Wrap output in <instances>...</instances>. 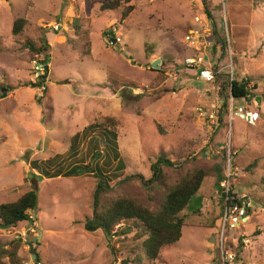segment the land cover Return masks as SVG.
<instances>
[{"label":"rangeland","instance_id":"rangeland-1","mask_svg":"<svg viewBox=\"0 0 264 264\" xmlns=\"http://www.w3.org/2000/svg\"><path fill=\"white\" fill-rule=\"evenodd\" d=\"M110 1L0 0V204L14 202L31 190L38 194L31 220L12 229L0 227V264H11L15 249L20 260L16 264L31 260L121 264L124 258L143 255L146 237L134 241L136 230L130 226L121 235L126 226L120 224L109 240L101 229H87L97 189L92 175L47 178L31 168L33 161L57 155H64L63 163H71L72 137L104 117L118 122L124 173L138 176L111 188L105 200L128 196L156 209L163 191H151L144 183L152 179L151 166L162 155L174 164L161 167L170 176L168 185L196 170L210 174L200 192L202 211L187 213L181 240L164 247L155 262L145 264L219 262L217 181L228 156L240 171L234 186L251 198L253 208L245 229L227 232L225 249L238 247L244 261L264 264V0H205L206 6L202 0H134V11L124 22L121 9H102ZM203 10L211 13L219 33L227 26L232 68L228 52L215 47L201 54L205 66L222 70L215 85L198 78L190 86L182 81L165 83L166 77L160 80L161 74L152 68L157 60L161 68L165 61L171 63L170 70L180 67L185 80L190 78L186 74L192 76L184 67V60L193 55L184 37L194 16ZM21 18L26 27L15 35L13 25ZM56 23L64 29L55 32ZM110 32L120 40L115 46L109 44ZM43 37L50 46V59L48 89L42 94L32 82L35 55L26 43L39 46ZM231 73L237 81L251 78L250 88L257 85L251 101L232 99L234 120L227 119ZM219 107L223 116L216 119V130L205 113ZM240 112H253L254 122L250 116L241 119ZM87 142L80 154H85ZM85 161L91 162L88 157ZM112 168L115 173L116 163ZM244 237L248 246L241 242Z\"/></svg>","mask_w":264,"mask_h":264},{"label":"trees","instance_id":"trees-1","mask_svg":"<svg viewBox=\"0 0 264 264\" xmlns=\"http://www.w3.org/2000/svg\"><path fill=\"white\" fill-rule=\"evenodd\" d=\"M133 1L112 0L106 3L102 9L109 11L121 9L120 21L124 22L134 11ZM202 1L206 6V1ZM206 13L208 15L211 14L208 11ZM26 24L27 21L24 18L17 19L13 25L12 33L15 35L23 33ZM105 34L108 35V33ZM109 35L114 37L112 32ZM217 41L219 42V39ZM39 42L40 45L37 46L35 42L29 41L26 43V47L31 50L33 55H44V62L49 64L50 46L48 45V41L43 37ZM146 50L148 54L151 53V50L147 47ZM170 64L169 61L163 63V67L158 71L161 74L160 80L165 78V72L170 70ZM213 71L216 73L217 67ZM251 83V78L247 77L241 81L234 79L230 84L229 96L233 99L251 101L255 98V91L257 90V85L255 84L253 87H249ZM117 126L118 122L115 118L104 117L101 121L87 126L81 134L78 133L72 137L68 151L73 157L71 163H63L64 155H57L45 161H33L31 168L39 174L42 173L47 178H69L82 174L92 175L97 181V189L95 192L94 214L91 221L87 224V229L89 231L101 229L109 240L115 233L117 226L120 224L126 226L125 231H122L121 235H125V232H128L127 227L130 226V230H136L134 241L137 242L146 237L142 241L143 255L141 256L137 253L134 258H124L120 263L145 264L146 261L155 262L160 257L164 247L174 245L181 240L183 228L187 224L186 214H198L202 211L204 197L200 192L210 174L206 170H196L187 173L176 184L168 185L170 176L161 167L165 166L169 168L173 167L174 164L170 159L162 155L151 166L153 172L152 179L144 183L145 187L150 185L148 188L151 191H163L164 195L156 209H152L138 199L128 196L105 200L104 198L108 197L111 188L129 179L138 177H132L128 172L124 173L126 163L122 159L119 149ZM87 139L86 152L85 154H80L81 146L84 140ZM87 157L91 162L86 163L85 159ZM114 163H116V168L113 171L116 172L112 173L110 170ZM254 166H256L255 163L249 167V171L253 170ZM223 178L224 175L219 173L218 188H220L219 183ZM112 179H114L113 182L111 181ZM37 207L38 194L34 190L23 194L14 202L0 204V227L12 229L20 223L28 222L31 220V213H34ZM222 211L221 209L219 218L223 215ZM15 243L19 244L21 241L16 240ZM230 246L234 247L233 244H230ZM13 252L11 264L19 263L20 260L16 257L17 250L15 249ZM111 252L114 254L115 249L113 248ZM236 252L239 256L241 255V249L238 247L236 248Z\"/></svg>","mask_w":264,"mask_h":264},{"label":"built area","instance_id":"built-area-1","mask_svg":"<svg viewBox=\"0 0 264 264\" xmlns=\"http://www.w3.org/2000/svg\"><path fill=\"white\" fill-rule=\"evenodd\" d=\"M217 25L212 18L211 15H208L204 10L201 14H197L194 16L188 31L184 37V42L186 45L193 51L192 56H188L184 60V67L186 71L191 69L197 70V78L205 82L207 84L215 85L216 79L219 74H221V69L217 70L215 73L213 68L205 66L203 63V58L201 54H206L207 51L211 48L223 49L228 52V55L231 59V68H232V42L230 39L229 32L227 31V26L225 27V32L219 33L217 29ZM53 29L55 31H60L62 28L61 25L55 24L53 25ZM219 39V42L217 41ZM109 44L115 46L120 40L115 37H110ZM210 56V55H209ZM210 60V59H209ZM33 66V75L32 82L39 90L40 93H45L48 89L47 86V78L49 76V64L44 62V59L40 58L39 54L35 55V58L31 61ZM182 69L180 67H175L173 70H168L165 72V82H172L173 84L177 83L181 77ZM234 80L233 74L231 73V77L229 82ZM215 87V86H214ZM219 87H216V90H219ZM231 106H227L228 108V116L227 119L234 120V110L232 107V97H231ZM222 107V106H221ZM216 109V111H212L205 116L206 118L211 120V127H216V119L219 120L223 116V110ZM215 110V109H214ZM215 112L218 114L215 117ZM204 115L203 111H200ZM237 116L241 117L243 120H247V117H252L254 121V117L252 115H247L246 113L240 112ZM251 122V121H250ZM240 176V171L237 168L233 167V163L231 160V156H228L227 167L224 173V178L220 182V188L217 191V196L219 199H224V210L222 215V222L220 226V257L219 262L217 264H251L250 262L244 261L241 256L238 255L236 249L233 250L231 247V251H227L225 249V243L229 232H233L235 230H243L246 228L244 224L248 220L247 214L251 212L253 208L251 198L242 193L240 189L234 186V180ZM228 232V233H227ZM243 237V236H241ZM239 237V238H241ZM237 239V243L239 244L240 239ZM242 244L245 246L249 245L248 238H242ZM230 245V244H229ZM23 264H41L36 263L31 260L30 263L25 262Z\"/></svg>","mask_w":264,"mask_h":264},{"label":"crops","instance_id":"crops-1","mask_svg":"<svg viewBox=\"0 0 264 264\" xmlns=\"http://www.w3.org/2000/svg\"><path fill=\"white\" fill-rule=\"evenodd\" d=\"M212 60H208V63L210 62V63H212L211 62ZM206 64V63H205ZM189 73H191L192 74V76H190V74H186V75H188L190 78H188L187 80H185V77H184V75H182L181 74V77H180V79L178 80V82L180 81H182V83H184V84H187L188 86H190V83L192 84V81L193 80H196L197 79V70L196 69H191V70H189L188 71ZM177 82V83H178ZM165 83H169V82H165ZM176 83V84H177ZM209 85V84H208ZM214 87V86H213ZM213 87H212V89H213ZM222 88H223V90H224V88H225V85L223 84L222 85ZM229 90H230V88H229ZM225 99H226V97H225ZM233 99V98H232ZM223 101H224V99H223ZM207 102H208V105H209V103L211 102V101H208L207 100ZM215 102H216V100H215ZM227 102V100L224 102V104ZM231 102V98L229 99V103ZM228 103V104H229ZM116 108H117V110H118V108H120V106H117L116 105ZM241 109L240 108H237V111H240ZM250 114H253L254 115V113L252 112V113H250ZM256 118V117H255ZM216 130H217V127H216ZM42 235V234H41ZM41 235H40V237L39 238H41Z\"/></svg>","mask_w":264,"mask_h":264},{"label":"water","instance_id":"water-1","mask_svg":"<svg viewBox=\"0 0 264 264\" xmlns=\"http://www.w3.org/2000/svg\"><path fill=\"white\" fill-rule=\"evenodd\" d=\"M159 64L161 65V61L160 60L155 61L152 64L153 70L159 71L161 69V66H159ZM257 100H258L259 103L261 102V98L260 97H258ZM32 254L34 255V259L38 260V254L36 253V251L34 249H32Z\"/></svg>","mask_w":264,"mask_h":264},{"label":"clouds","instance_id":"clouds-1","mask_svg":"<svg viewBox=\"0 0 264 264\" xmlns=\"http://www.w3.org/2000/svg\"><path fill=\"white\" fill-rule=\"evenodd\" d=\"M56 24H58V23H56ZM62 28L64 29V26H63ZM63 29H61V30H63ZM61 30H60V31H61ZM55 32H57V31H55ZM58 32H59V31H58ZM243 113H246V112H243ZM248 115H252V116L254 117V119H255V116H254L253 114H250V113H249ZM248 122H249V121H248ZM253 122H254V121H253ZM224 173H225V172H224ZM224 173H223V175H224ZM221 181H222V180H221ZM221 181H220V182H221ZM219 186H220V183H219ZM218 190H219V188H218ZM217 197H218V196H217ZM217 203H218V205L220 204L221 209L224 210V206H225L224 199H223V198H222V199H219V198H218V202H217ZM222 203H224V205H222ZM222 212H223V211H222ZM220 222H222V216H221ZM229 233H231V232H229Z\"/></svg>","mask_w":264,"mask_h":264}]
</instances>
